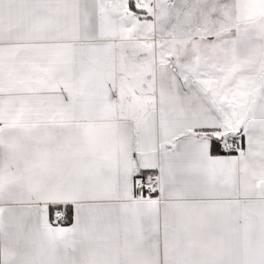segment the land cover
I'll return each mask as SVG.
<instances>
[{
    "label": "snow or ice",
    "instance_id": "obj_1",
    "mask_svg": "<svg viewBox=\"0 0 264 264\" xmlns=\"http://www.w3.org/2000/svg\"><path fill=\"white\" fill-rule=\"evenodd\" d=\"M0 264H264V0H0Z\"/></svg>",
    "mask_w": 264,
    "mask_h": 264
}]
</instances>
